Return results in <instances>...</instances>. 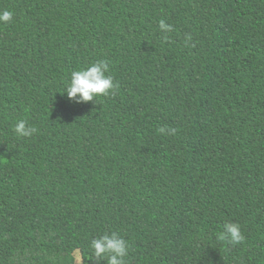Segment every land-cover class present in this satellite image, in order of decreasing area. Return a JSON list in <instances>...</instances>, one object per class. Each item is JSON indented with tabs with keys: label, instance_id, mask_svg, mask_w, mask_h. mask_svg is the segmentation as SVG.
I'll return each instance as SVG.
<instances>
[{
	"label": "trees",
	"instance_id": "obj_1",
	"mask_svg": "<svg viewBox=\"0 0 264 264\" xmlns=\"http://www.w3.org/2000/svg\"><path fill=\"white\" fill-rule=\"evenodd\" d=\"M0 9V264H96L111 232L125 264H264V0ZM98 60L116 88L69 101ZM225 222L241 243L217 239Z\"/></svg>",
	"mask_w": 264,
	"mask_h": 264
},
{
	"label": "clouds",
	"instance_id": "obj_2",
	"mask_svg": "<svg viewBox=\"0 0 264 264\" xmlns=\"http://www.w3.org/2000/svg\"><path fill=\"white\" fill-rule=\"evenodd\" d=\"M13 18V13L7 9H0V23H7ZM159 29L166 34L172 31V26L164 20L159 21ZM166 38V36H165ZM190 38V37H189ZM109 73V64L105 60H98L85 68L71 72L70 80L65 84L64 92L69 101L83 103L94 101L99 95H107L116 88L113 77ZM14 131L19 136H31L36 129L28 126L24 120L18 121ZM158 131L166 135H175V128L160 127ZM217 239L228 241L231 244H239L244 240L240 225L233 222H225L222 230L217 233ZM93 257L99 264L100 260L107 258V264H125V257L128 255V243L117 232L106 233L90 242ZM79 259V256L77 257Z\"/></svg>",
	"mask_w": 264,
	"mask_h": 264
},
{
	"label": "rangeland",
	"instance_id": "obj_3",
	"mask_svg": "<svg viewBox=\"0 0 264 264\" xmlns=\"http://www.w3.org/2000/svg\"><path fill=\"white\" fill-rule=\"evenodd\" d=\"M18 153H20V150L18 151ZM78 257V256H77ZM77 264H81L80 259L77 258Z\"/></svg>",
	"mask_w": 264,
	"mask_h": 264
}]
</instances>
